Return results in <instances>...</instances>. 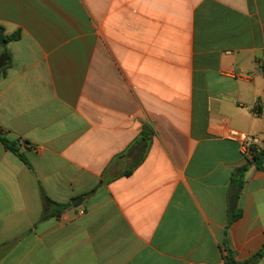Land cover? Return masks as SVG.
I'll list each match as a JSON object with an SVG mask.
<instances>
[{
	"label": "crops",
	"instance_id": "1",
	"mask_svg": "<svg viewBox=\"0 0 264 264\" xmlns=\"http://www.w3.org/2000/svg\"><path fill=\"white\" fill-rule=\"evenodd\" d=\"M0 28L29 164L0 141V264H264V163L226 137L264 151V0H0Z\"/></svg>",
	"mask_w": 264,
	"mask_h": 264
},
{
	"label": "trees",
	"instance_id": "2",
	"mask_svg": "<svg viewBox=\"0 0 264 264\" xmlns=\"http://www.w3.org/2000/svg\"><path fill=\"white\" fill-rule=\"evenodd\" d=\"M18 34H11V35H4L3 29L0 28V73H4V67L7 66L9 62V55L5 49V44L9 41H14L18 39ZM264 69V67H262ZM151 130L148 127H143L138 137L132 142L131 148L137 152V158L134 161V167L137 166L144 158V155L150 145L151 140ZM0 141L4 145V147L18 156V158L23 161L27 166H29L28 162L26 161L23 154L18 151L17 142H9L5 140L2 136H0ZM253 159H254V166L257 169L262 168V163H264V151L258 150L257 148H253ZM247 171V166H243L239 168L232 178V184L236 189V193L240 192V189L244 182V176ZM127 174V173H126ZM42 201H43V213L41 219H47L50 217L58 216L62 211L70 207V204L61 205L57 204L50 199H48L44 194H41ZM239 216V211H236L230 216V222L236 219ZM256 257L261 256V251L258 252ZM248 264L251 263V260L247 262ZM223 264H237L231 253L229 252L228 255L224 258Z\"/></svg>",
	"mask_w": 264,
	"mask_h": 264
},
{
	"label": "built area",
	"instance_id": "3",
	"mask_svg": "<svg viewBox=\"0 0 264 264\" xmlns=\"http://www.w3.org/2000/svg\"><path fill=\"white\" fill-rule=\"evenodd\" d=\"M227 139L237 141L243 151L244 157L248 164L254 165L253 148H256L258 140L255 137L241 134L235 130H230L227 134Z\"/></svg>",
	"mask_w": 264,
	"mask_h": 264
},
{
	"label": "water",
	"instance_id": "4",
	"mask_svg": "<svg viewBox=\"0 0 264 264\" xmlns=\"http://www.w3.org/2000/svg\"><path fill=\"white\" fill-rule=\"evenodd\" d=\"M81 200L82 199H74V200H72L71 201L72 207H77L80 204Z\"/></svg>",
	"mask_w": 264,
	"mask_h": 264
}]
</instances>
